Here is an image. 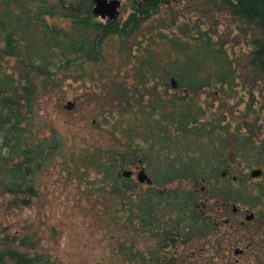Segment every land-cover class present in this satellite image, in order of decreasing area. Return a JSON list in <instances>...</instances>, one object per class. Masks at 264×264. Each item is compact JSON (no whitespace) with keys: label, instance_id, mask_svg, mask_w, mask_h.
<instances>
[{"label":"trees","instance_id":"1","mask_svg":"<svg viewBox=\"0 0 264 264\" xmlns=\"http://www.w3.org/2000/svg\"><path fill=\"white\" fill-rule=\"evenodd\" d=\"M119 1L102 21L95 0H0V264H63L36 231L54 161L95 194L123 263L236 264L242 245L264 264V0ZM69 82L97 112L72 151L38 122ZM139 169L149 185L122 175Z\"/></svg>","mask_w":264,"mask_h":264},{"label":"rangeland","instance_id":"2","mask_svg":"<svg viewBox=\"0 0 264 264\" xmlns=\"http://www.w3.org/2000/svg\"><path fill=\"white\" fill-rule=\"evenodd\" d=\"M68 84H71V89L59 102L60 106L55 98L43 102L38 122L42 128L40 136L48 138L51 131H55L66 149L72 151L98 139L91 129L97 112L93 106H81L75 101L76 96L85 92L88 83ZM67 102L74 103L70 111L66 110ZM261 125L264 130V111ZM137 172L134 170V179ZM38 185L40 200L36 231L42 237L40 246L44 252L63 264H127L112 252L101 215V203L95 194L79 185L77 178L63 173L59 161H54L40 174ZM243 248L239 245L231 249L226 254L227 260L236 264H250L247 259L234 254L235 249ZM206 256H213V261H218L217 256L209 252Z\"/></svg>","mask_w":264,"mask_h":264},{"label":"water","instance_id":"3","mask_svg":"<svg viewBox=\"0 0 264 264\" xmlns=\"http://www.w3.org/2000/svg\"><path fill=\"white\" fill-rule=\"evenodd\" d=\"M120 6H121V2L119 0H95L94 12L100 20L111 21V20H115L119 16ZM173 87H175L174 84H173ZM73 107H74V103H71V102L66 103V110L70 111L73 109ZM122 175L125 178H130L133 176L131 171H124ZM260 175H261L260 170H254L251 172L252 178H257ZM135 179L137 183L141 185L143 184L149 185L151 183L147 174L145 173L143 169L138 170V172L135 174ZM236 211L237 209L234 207L233 212H236ZM253 218H254V215L249 214L246 216L245 220L250 221ZM242 253L243 251L241 249L234 250L235 255H241Z\"/></svg>","mask_w":264,"mask_h":264},{"label":"flooded vegetation","instance_id":"4","mask_svg":"<svg viewBox=\"0 0 264 264\" xmlns=\"http://www.w3.org/2000/svg\"><path fill=\"white\" fill-rule=\"evenodd\" d=\"M237 212H238V211H236V212H233V211H232L233 214H235V213H237ZM224 223H225V224H228V221H224Z\"/></svg>","mask_w":264,"mask_h":264}]
</instances>
